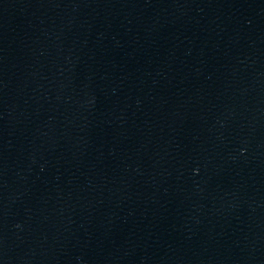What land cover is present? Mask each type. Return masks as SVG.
<instances>
[{"label": "water", "instance_id": "obj_1", "mask_svg": "<svg viewBox=\"0 0 264 264\" xmlns=\"http://www.w3.org/2000/svg\"><path fill=\"white\" fill-rule=\"evenodd\" d=\"M0 264H264V0H26Z\"/></svg>", "mask_w": 264, "mask_h": 264}]
</instances>
